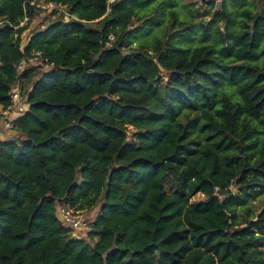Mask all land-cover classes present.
Instances as JSON below:
<instances>
[{"label":"trees","instance_id":"16d2710c","mask_svg":"<svg viewBox=\"0 0 264 264\" xmlns=\"http://www.w3.org/2000/svg\"><path fill=\"white\" fill-rule=\"evenodd\" d=\"M26 1L0 0V17L19 26ZM44 1L75 19L26 43L27 26L0 28V106L23 58L53 65L22 75L29 110L0 141V264H264V0L232 35L216 14L171 12L152 47L130 34L154 0L108 14L107 0ZM197 26L206 43L174 44ZM61 205L99 207L94 245L61 225Z\"/></svg>","mask_w":264,"mask_h":264},{"label":"rangeland","instance_id":"374dc122","mask_svg":"<svg viewBox=\"0 0 264 264\" xmlns=\"http://www.w3.org/2000/svg\"><path fill=\"white\" fill-rule=\"evenodd\" d=\"M210 1V2H208ZM223 2L225 7H223ZM218 8L216 7V5ZM259 6V0H154V2L148 5L146 8L138 10L140 17L142 18L140 21L134 19L133 21V29H137L135 32L130 34V40L133 43V47H139L141 45L152 47L158 39H161L165 36L166 30L170 25V15L171 12H175L181 21L192 22V20L196 24H200V22L207 17V14H210L208 17L209 20L212 19V15H218V18L223 24V31L226 26H230L229 34L232 35L240 29V13L243 10H251L257 11ZM197 7L201 8V13L195 12L194 17L192 16L193 11L197 9ZM60 17V16H56ZM55 19L53 16L49 15H39L37 18H34L28 24V30L24 33V42L28 41V37L30 33L38 30L44 29L46 24L49 21ZM219 24V26L221 25ZM215 25L212 28V34L215 35L216 27ZM218 26V28H220ZM228 33L225 34L227 36ZM214 37V36H213ZM212 38V37H209ZM207 37L203 34V30L200 26H197L194 30L183 32L178 35L174 39V44L176 46L182 48H189L194 46H200L206 43ZM213 40H209L208 43H212ZM220 46L219 48H221ZM221 56L224 59H228V51L221 53ZM25 92L28 91L26 87H24ZM133 133L129 135L132 136ZM16 131H12L9 135V138H15ZM202 200L201 195H197L194 197L192 201H200ZM264 204V197L258 206H262ZM99 207L95 209H84L80 210L82 218L90 223L89 230H75L77 232L75 235L71 234L73 238L84 239L91 245H94L97 239L94 241L88 240V233L91 231L93 222L97 219L99 215ZM80 229V228H79Z\"/></svg>","mask_w":264,"mask_h":264},{"label":"built area","instance_id":"2783aa9c","mask_svg":"<svg viewBox=\"0 0 264 264\" xmlns=\"http://www.w3.org/2000/svg\"><path fill=\"white\" fill-rule=\"evenodd\" d=\"M120 1L122 0H107V14L111 11V7L113 5ZM24 6L26 9L25 17L19 26L14 27L8 20L0 17V28L11 26L14 29H18L20 27L28 26L29 22L32 20L27 12V8L32 9V11L36 14V17L39 15H49L53 17L64 16L66 21L75 19L61 4L48 3L44 0H27L24 3ZM114 41L115 38L110 37V41L107 43L106 47L108 49L112 48ZM52 67L53 65L51 64L49 58L45 57V55L40 51H34L30 54V56L23 58L18 63L17 73L19 78L12 84L8 94L10 97V104L6 107L0 106V141L13 139L9 138V135L12 131H15L16 121L20 117L24 116L29 110L28 92H25L24 90L25 80L22 75H24L27 71H46ZM230 189L234 191L233 187ZM216 190L218 191V189ZM57 212L61 225L70 231L71 234L75 235L78 232H75V230H89L91 224L82 218L80 215L82 211H80V209L69 205H61L57 208ZM75 239L77 238L75 237Z\"/></svg>","mask_w":264,"mask_h":264},{"label":"water","instance_id":"95a60500","mask_svg":"<svg viewBox=\"0 0 264 264\" xmlns=\"http://www.w3.org/2000/svg\"><path fill=\"white\" fill-rule=\"evenodd\" d=\"M202 1H206V0H202ZM220 6V5H219Z\"/></svg>","mask_w":264,"mask_h":264}]
</instances>
